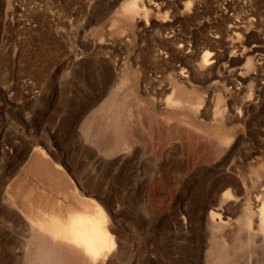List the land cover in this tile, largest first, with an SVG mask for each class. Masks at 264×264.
Wrapping results in <instances>:
<instances>
[{
	"label": "rangeland",
	"instance_id": "374dc122",
	"mask_svg": "<svg viewBox=\"0 0 264 264\" xmlns=\"http://www.w3.org/2000/svg\"><path fill=\"white\" fill-rule=\"evenodd\" d=\"M123 1L0 0V264H54L29 224L98 205L97 264H194L210 211L264 189V0Z\"/></svg>",
	"mask_w": 264,
	"mask_h": 264
},
{
	"label": "bare ground",
	"instance_id": "6f19581e",
	"mask_svg": "<svg viewBox=\"0 0 264 264\" xmlns=\"http://www.w3.org/2000/svg\"><path fill=\"white\" fill-rule=\"evenodd\" d=\"M120 8L121 9H119L118 13L122 17L128 18V19H133L140 13L143 15H146L148 12L147 11L148 9H146L147 7H145L142 0H124ZM210 55L211 53L209 51H205V53L202 55V58H201V62H200L201 66L204 67L205 65L208 64ZM246 66L249 68L250 66H252L250 59L249 61H247ZM176 88H177L176 96L178 95V97H174L173 95H171L174 97L171 99L172 104L179 105V106H185V108H189V109H196L197 107H200L202 105L203 98L196 91L192 93H188V91L180 88L179 86H177ZM218 103L219 101L216 103V107L214 109V118L221 120L222 115H221V111L219 110V107H217ZM198 109L199 108H197V110ZM109 118L111 119V117ZM112 118L114 120V117ZM112 127L114 128L115 125H112ZM117 129L118 128H116L115 130ZM37 167L39 168L40 166L37 165ZM263 190L264 189H261L260 191H258V192H261V194L258 193V195L254 198L253 201L248 199V200L241 202L239 200L234 199L236 203L234 214H236L237 211L240 212L239 215H237V217H234V215L230 216L228 214L227 217L223 218L221 217V214L218 213L217 211L216 212L214 210L210 211L209 216L205 220L206 230H204V235H203V238L201 239L202 241L200 243L201 246L199 245V247H196L197 248V249L195 248L196 252L195 254L192 255L194 256L192 257L195 262L194 264H264V197H263L264 191ZM232 195H231L230 190H227L225 193L221 194V197L216 202L215 209L216 210L222 209L224 203L228 202V200H232L231 199ZM28 204H30V202H28ZM96 207H97V204H96ZM95 211L96 212H94V214L83 213V212L81 213L73 212L69 216V218H66V219H64V217L62 219L56 215L51 214L50 217L46 216L49 218L47 219L45 218L42 221L37 220L35 222L33 220L34 221L33 223H31L30 221L31 223L29 224L30 230H31V233H29V235L31 234L30 242L31 243L38 242L40 245L41 243H43L42 244L43 246L41 245L43 248H41V246L39 248L45 249L46 251L42 253L41 252L42 250L38 248V245L33 246L34 245L33 244L32 246L38 248V251L41 253V254L39 253V255L46 254V259H48V261L52 259V261H54V264H58L61 257H62L61 260L62 259L64 260V258H68L70 261L73 260L71 261L72 264H78L81 261L83 262L82 264L84 263L95 264L99 257H101L107 252H110L111 249L114 247V241H113V236H112L113 232L111 233L109 230V226H108L109 219L107 217L106 212L99 205H98L97 210ZM19 226L21 227L20 224ZM23 226L25 225L23 224ZM23 226L22 228H20L21 230L22 229L24 230ZM26 226H27L26 228H28V224ZM24 241H26V239ZM9 242L10 241H8L7 243ZM48 248L49 250H47ZM28 249L29 251L27 252L30 253L34 251L35 248L34 249L32 248L33 250L31 248H28ZM28 249L26 248V250ZM179 249L182 250V248H180L179 243L175 244L174 245L175 253L176 251H179ZM191 251L193 252V249ZM189 252L190 251H188V253ZM15 253L16 252H14V255ZM34 253L35 252H33V254ZM188 253L185 247L183 250V256L187 257ZM41 257L42 256H40L39 258ZM5 258L7 259L8 257H5ZM14 258H17V257H14ZM21 258L22 257H20V260ZM22 261L23 260H21L20 262ZM24 261L26 262V260ZM188 261L189 260L186 259L184 264H190V261L189 262ZM112 262L113 260H111V262L109 263H112ZM172 264H181V260H179V258L176 256L174 257Z\"/></svg>",
	"mask_w": 264,
	"mask_h": 264
}]
</instances>
